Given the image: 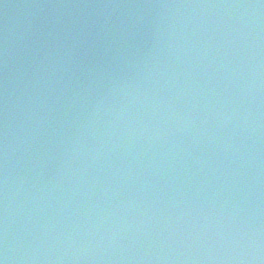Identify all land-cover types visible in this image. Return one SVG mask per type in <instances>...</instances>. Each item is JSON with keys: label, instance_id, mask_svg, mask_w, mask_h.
Wrapping results in <instances>:
<instances>
[{"label": "water", "instance_id": "95a60500", "mask_svg": "<svg viewBox=\"0 0 264 264\" xmlns=\"http://www.w3.org/2000/svg\"><path fill=\"white\" fill-rule=\"evenodd\" d=\"M0 264H264V0H0Z\"/></svg>", "mask_w": 264, "mask_h": 264}]
</instances>
